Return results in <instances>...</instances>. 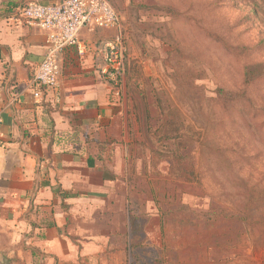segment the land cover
I'll return each mask as SVG.
<instances>
[{"label": "rangeland", "instance_id": "rangeland-1", "mask_svg": "<svg viewBox=\"0 0 264 264\" xmlns=\"http://www.w3.org/2000/svg\"><path fill=\"white\" fill-rule=\"evenodd\" d=\"M109 1L127 50L121 213L100 207L84 239L0 213V264H264V0ZM242 207L251 227L214 215Z\"/></svg>", "mask_w": 264, "mask_h": 264}, {"label": "crops", "instance_id": "crops-1", "mask_svg": "<svg viewBox=\"0 0 264 264\" xmlns=\"http://www.w3.org/2000/svg\"><path fill=\"white\" fill-rule=\"evenodd\" d=\"M34 1L60 0H0V213L39 210L35 220L48 213L54 236L84 239L100 207L121 213L113 202L122 199L119 187L115 195L122 181L115 143L125 119L100 75L103 45L116 29H83L78 45L60 55L57 99L51 91L36 98L31 74L46 34L18 14Z\"/></svg>", "mask_w": 264, "mask_h": 264}, {"label": "built area", "instance_id": "built-area-1", "mask_svg": "<svg viewBox=\"0 0 264 264\" xmlns=\"http://www.w3.org/2000/svg\"><path fill=\"white\" fill-rule=\"evenodd\" d=\"M18 14L28 25L46 34L45 54L31 74V82L37 87L34 97L51 91L57 99L60 55L65 49L78 45L83 29L118 31L103 45L104 65L100 75L114 86L122 79L127 50L120 32V15L109 0H60L53 4L34 1L22 5Z\"/></svg>", "mask_w": 264, "mask_h": 264}, {"label": "trees", "instance_id": "trees-1", "mask_svg": "<svg viewBox=\"0 0 264 264\" xmlns=\"http://www.w3.org/2000/svg\"><path fill=\"white\" fill-rule=\"evenodd\" d=\"M203 135V141L206 139V132ZM181 143V142H179ZM179 143L177 145H179ZM204 145V144H203ZM211 154L210 155H207V157L210 158ZM229 159L227 158V161ZM211 162V161H210ZM210 164H213V166H217L215 163H210ZM184 176H185V180H190V181H193V182H196L197 179H198V175L196 173L195 170H193L192 172H183ZM234 208V207H233ZM233 210H236V209H233ZM239 215H225V213L223 214L222 212H218L217 214H214V215H220L221 217H228V218H236L237 220H241L243 222H245L247 224V227H251L253 224H254V221H253V217L251 216L250 214V211L247 210L245 207H242V208H238L237 211ZM213 215V214H211ZM263 220V219H262Z\"/></svg>", "mask_w": 264, "mask_h": 264}, {"label": "water", "instance_id": "water-1", "mask_svg": "<svg viewBox=\"0 0 264 264\" xmlns=\"http://www.w3.org/2000/svg\"><path fill=\"white\" fill-rule=\"evenodd\" d=\"M6 262V261H5ZM7 263V262H6Z\"/></svg>", "mask_w": 264, "mask_h": 264}]
</instances>
